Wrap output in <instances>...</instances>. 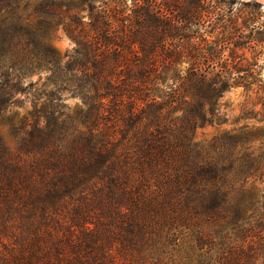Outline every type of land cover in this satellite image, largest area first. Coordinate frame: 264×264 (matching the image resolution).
<instances>
[{"label":"trees","instance_id":"trees-1","mask_svg":"<svg viewBox=\"0 0 264 264\" xmlns=\"http://www.w3.org/2000/svg\"><path fill=\"white\" fill-rule=\"evenodd\" d=\"M224 2L0 0V264H264V126L196 136L264 60Z\"/></svg>","mask_w":264,"mask_h":264},{"label":"rangeland","instance_id":"rangeland-1","mask_svg":"<svg viewBox=\"0 0 264 264\" xmlns=\"http://www.w3.org/2000/svg\"><path fill=\"white\" fill-rule=\"evenodd\" d=\"M254 2L258 3L259 6L255 7H246L243 5L244 2ZM220 7L216 12H220L221 14H225V18H232L233 20H237L240 24L245 19L252 17L255 18L258 25L264 26V0H237L236 3H233L231 0H226V2L219 5ZM49 43L60 53L64 55L69 53L75 47V43L73 40L64 32L62 28H55L48 36ZM248 57H251V53L248 52ZM264 58V53H263ZM46 73H42L41 75L35 74L31 77H28L24 80L23 86L26 87L30 82L40 81L38 87L42 88L43 83L46 81ZM256 84L253 86L254 90H247L244 87H235L229 91L224 92L223 97L220 99L219 106V116L220 121H215L214 124L207 125L203 128H199L196 132V136L198 140H206L210 139L215 135L221 134L225 131H234L238 130L244 125H248L249 127H253L254 129L257 127L264 126L263 123H258L255 119H247L240 120L238 117L240 116L243 109L252 108L254 111H261L264 114L261 103L257 106L253 107V104L258 101L257 99V91H260L258 96L264 97L263 90L260 89L259 84L264 82V60H262L261 69L256 73ZM251 81L253 79H250ZM48 90L51 87L47 88ZM23 101V107L15 109L20 116L27 113L28 109L31 108V101L33 99V95L28 96H20ZM67 103H69L72 107L79 103V100L76 98L67 99ZM0 130L3 132L5 136V142L8 146L14 148L15 140L8 134V127L5 125L0 126ZM254 144L258 145L259 140H256Z\"/></svg>","mask_w":264,"mask_h":264}]
</instances>
